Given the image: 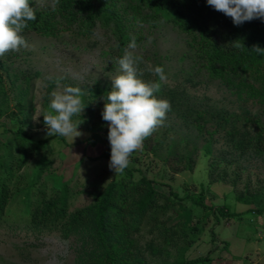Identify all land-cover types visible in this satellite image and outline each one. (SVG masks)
I'll use <instances>...</instances> for the list:
<instances>
[{
	"label": "rangeland",
	"instance_id": "1",
	"mask_svg": "<svg viewBox=\"0 0 264 264\" xmlns=\"http://www.w3.org/2000/svg\"><path fill=\"white\" fill-rule=\"evenodd\" d=\"M133 24L135 47H129L131 40L126 50L142 57L140 67L146 70H140V79L147 82V77H153L148 69L160 66L166 76L164 83L172 87L184 86L190 98L201 105L237 112L246 108L264 123V104L251 98H237L221 80L210 78L199 61L192 59L191 50L186 45L188 38L183 33L164 21L152 27L137 22ZM24 38L27 48L0 56V76L9 105V112L0 116V139L5 140L11 135L3 130L2 123L12 128L19 125L10 113H16L20 104L23 107L29 105L27 130L38 138L49 137L48 148L41 147L39 153L17 173L16 180L20 182L16 181L17 185L24 187L41 159L47 158L51 162L42 181H47L49 187L69 182L73 192L70 209L82 207L93 200L94 192L124 173L115 174L109 168L108 122L101 116L104 94H91L94 87L105 89L106 93L112 90V79L120 74L116 63L120 57H114L113 41L99 26L89 37L68 32L45 37L30 32ZM185 72H189L193 82L185 81ZM21 76L28 78L27 84ZM65 86L81 88L85 98L83 113L72 118L74 124L81 122L78 130L83 135L75 138L73 143L66 137L47 136L42 116L50 111L52 94L62 91ZM21 88L27 89L24 102L19 99ZM157 98L163 99L161 96ZM163 131L167 141L156 152L142 147L129 157L127 168L133 169L134 176L137 178L145 172L154 179L158 189L165 193L172 189L180 196L198 192L201 181L209 183L208 204L224 205L229 212L242 213L240 217L220 218L213 229L216 240L210 241V233L203 232L197 236L188 255L205 254L213 248L209 252L210 260L199 264H264V237L259 236L264 217L250 213L252 203L236 198L244 191L260 193L259 205L264 206V154L237 149L223 132L211 136L210 151L206 153L204 145L209 135L188 128L170 111L155 134ZM189 154L191 160L187 163L185 158ZM167 156L169 161L165 162L163 159ZM210 167L214 170H209ZM176 168L179 170L174 171ZM20 207L19 196L9 205L5 219L0 222V264H76L79 240L75 236L62 238L57 231L34 235L24 228ZM176 210L179 218L190 225L189 206L178 202ZM212 224L211 217L200 226L208 230ZM148 238L144 233L142 244ZM144 256L148 264L163 263V257L148 252Z\"/></svg>",
	"mask_w": 264,
	"mask_h": 264
},
{
	"label": "trees",
	"instance_id": "2",
	"mask_svg": "<svg viewBox=\"0 0 264 264\" xmlns=\"http://www.w3.org/2000/svg\"><path fill=\"white\" fill-rule=\"evenodd\" d=\"M44 1L29 0L36 20L28 22L23 36L34 32L57 37L68 32L89 37L99 26L113 41L114 57L121 58L128 43L136 38L132 31L133 22L152 27L164 21L188 38L186 45L191 50L192 59L199 61L210 78L221 80L237 98H251L264 104V55L251 51L254 45L264 48V21L260 19L236 26L230 17L208 6L206 0ZM236 41L240 48L232 46ZM142 69L146 70L139 65V71ZM184 78L193 82L189 72H185ZM21 79L27 84L26 76ZM154 80L158 77H147V82ZM94 88L91 94L106 96L105 89ZM19 92V99L24 102L27 89L21 88ZM156 95L170 102V112L185 126L209 135L204 145L206 153L210 151L211 136L223 132L237 149L264 154V123L248 109L237 112L203 106L190 98L184 86L172 87L164 82ZM81 99L84 104L85 98L82 96ZM21 105L16 113H10L19 121L17 127H6L2 123L3 130L11 135L5 140L0 139V222L5 219L9 205L20 196L19 211L24 228L34 235L57 231L62 238L75 236L79 240L76 264H148L144 256L146 252L163 257L162 264L204 263L210 260L209 252L213 248L205 254L188 255L197 236L208 232L212 237L209 240L213 242L216 240L213 229L220 218L240 217L242 214L229 212L224 205L208 204L209 183L201 181L198 192L180 196L172 189L168 193L158 189L154 179L145 172L136 178L132 168H126L121 176L109 180L102 189L94 192L90 203L71 210L73 192L69 182L49 187L47 181H42L51 162L47 158L41 159L31 180L19 188L17 173L39 153L41 147L47 149L49 141V137L38 138L27 130L30 106ZM7 111V93L0 76V116ZM208 126L212 129H207ZM155 133L144 140V149L156 152L167 141L164 131L159 135ZM191 154L185 158L187 163ZM163 160L169 161V157ZM236 198L252 203L254 206L249 211L254 216L264 215V206L259 205L260 193L244 191ZM178 202L189 206L190 225L179 218ZM211 217L213 224L208 230L200 226ZM144 233L149 238L142 244Z\"/></svg>",
	"mask_w": 264,
	"mask_h": 264
},
{
	"label": "clouds",
	"instance_id": "3",
	"mask_svg": "<svg viewBox=\"0 0 264 264\" xmlns=\"http://www.w3.org/2000/svg\"><path fill=\"white\" fill-rule=\"evenodd\" d=\"M206 3L230 17L236 26L254 19L264 21V0H206ZM35 20L36 14L29 0H0V56L28 47L22 32L29 21ZM232 46L241 47L237 41ZM129 47H135V40ZM251 51L264 55V48L258 45H254ZM116 63L120 74L112 79V90L104 97L101 116L108 122L109 168L119 174L128 167L133 152L141 149L144 140L163 126L171 104L156 95L166 80L162 67H150L148 71L158 80L145 82L139 78L142 75L139 71L142 57L126 50ZM52 95L50 111L42 114L46 134L66 137L73 143L75 138L83 135L78 130L81 122L74 124L72 118L82 114L86 107L81 99L84 92L79 87L65 86Z\"/></svg>",
	"mask_w": 264,
	"mask_h": 264
},
{
	"label": "built area",
	"instance_id": "4",
	"mask_svg": "<svg viewBox=\"0 0 264 264\" xmlns=\"http://www.w3.org/2000/svg\"><path fill=\"white\" fill-rule=\"evenodd\" d=\"M252 213H254V212H252ZM263 217H264V215H263ZM259 236L264 237V219H263V228L259 231Z\"/></svg>",
	"mask_w": 264,
	"mask_h": 264
}]
</instances>
